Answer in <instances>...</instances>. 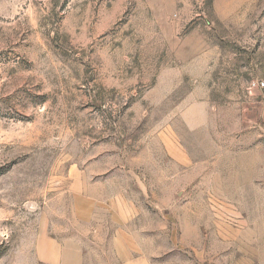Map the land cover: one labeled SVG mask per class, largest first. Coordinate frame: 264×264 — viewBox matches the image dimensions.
Wrapping results in <instances>:
<instances>
[{"label": "rangeland", "instance_id": "rangeland-1", "mask_svg": "<svg viewBox=\"0 0 264 264\" xmlns=\"http://www.w3.org/2000/svg\"><path fill=\"white\" fill-rule=\"evenodd\" d=\"M264 0H0V264H264Z\"/></svg>", "mask_w": 264, "mask_h": 264}, {"label": "crops", "instance_id": "crops-1", "mask_svg": "<svg viewBox=\"0 0 264 264\" xmlns=\"http://www.w3.org/2000/svg\"><path fill=\"white\" fill-rule=\"evenodd\" d=\"M119 253L121 254V258L122 260V264H149L147 259H143V258H135V257H129V258H124L122 256V251H119Z\"/></svg>", "mask_w": 264, "mask_h": 264}, {"label": "built area", "instance_id": "built-area-1", "mask_svg": "<svg viewBox=\"0 0 264 264\" xmlns=\"http://www.w3.org/2000/svg\"><path fill=\"white\" fill-rule=\"evenodd\" d=\"M253 85L257 86V87H261L262 86L264 88V83H258V82L256 83V82H254Z\"/></svg>", "mask_w": 264, "mask_h": 264}]
</instances>
